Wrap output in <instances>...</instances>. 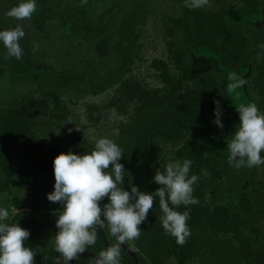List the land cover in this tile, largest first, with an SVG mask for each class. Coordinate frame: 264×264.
Instances as JSON below:
<instances>
[{"label": "trees", "instance_id": "1", "mask_svg": "<svg viewBox=\"0 0 264 264\" xmlns=\"http://www.w3.org/2000/svg\"><path fill=\"white\" fill-rule=\"evenodd\" d=\"M93 1L74 0L69 4L65 14L66 25L70 33L84 35L99 58H107L114 53L115 66L100 79L88 74L42 73L47 82L40 85L44 88L43 97L28 98L18 108L0 109V193L9 192L15 177L22 178L33 195L54 191V159L69 151L78 155L90 154L95 145L85 140L79 126L71 124H59L57 133L43 138L38 132L43 127L38 119L46 116L51 103L58 107L60 92L75 91L78 95L96 96L115 86L119 87L116 100H111L103 108L89 104L86 112L88 122L96 125L104 108H116L125 116L127 111L124 105H119L120 101L133 104L129 121L120 123L113 140L123 150L119 163L127 172L124 184L119 187L130 191L134 185L142 192L156 191L160 186L153 182V177L157 170L165 171L166 166H161V163L163 149L168 147L176 149L175 162L192 161L189 177L197 176L203 166L212 170L204 154L207 145L201 144L198 136L204 124L215 118L214 101L219 100L221 106L224 104V90L221 89L224 74L215 75L210 70L196 69L183 60L180 69L189 72L186 80L195 79V74L199 76L195 88L186 92L185 100L179 96V80L169 90L166 89L170 78L165 73L162 79V90H165L146 89L141 82L127 76L132 72L136 54V29L144 24L151 0H97L98 3L104 1L106 8L101 14L90 16L88 10ZM166 1L181 6L183 14L175 21V26L181 28L189 52L204 46L217 55L223 69L240 77L243 65L250 68L245 79L246 95L264 114V48L260 47L264 45V25L257 27L253 22L259 14L264 17V0H209L208 5L198 9L186 7L185 0ZM11 2L15 7L24 0ZM35 3L36 11L30 21L41 27L55 18L56 10L53 13L52 8L58 9L60 0H35ZM248 16L250 21L245 19ZM6 29V22L0 17V31ZM153 65L158 68L160 63L153 62ZM234 94L239 95L240 90ZM239 123L238 113L230 118L213 141L212 148L220 157L229 155L227 141L232 139ZM14 156L18 158L17 162L13 160ZM261 156L264 158V151ZM260 167L264 168V165ZM138 168L153 174L149 186L131 182L130 174ZM105 171L111 172V167ZM41 175L44 178L38 182ZM222 175L226 180L223 195L232 202L212 206L197 203L175 209L189 213L187 225L191 234L183 245H178L174 237L165 233L160 221L159 198L154 196L147 219L139 225V238L131 240L137 250L134 254L138 264H183L204 254L210 257V264H264V228L261 226L264 193L252 182L247 166L236 168L228 164L220 171V178ZM247 182V191H242L241 186ZM107 203L109 200L105 197L101 207ZM40 210L37 202L32 205L33 212ZM61 210L46 214L43 221L31 220L27 214L17 215V224L23 223L24 229L29 226L30 237L25 241V247L35 254L34 264H63L55 250V236L59 231L56 220ZM105 239L109 245L117 243L107 223L103 229H97L95 244L88 246L85 253L70 263L95 264L93 261L99 253L107 249ZM120 254L122 264H135L122 248Z\"/></svg>", "mask_w": 264, "mask_h": 264}, {"label": "rangeland", "instance_id": "2", "mask_svg": "<svg viewBox=\"0 0 264 264\" xmlns=\"http://www.w3.org/2000/svg\"><path fill=\"white\" fill-rule=\"evenodd\" d=\"M80 1L86 3L88 0ZM72 2L74 0H60L59 8H52L53 13L56 10L55 18L47 21L41 27H36L30 19L17 21L7 17L4 13L13 7L12 2L11 0H0V17L6 22V30L20 24L26 33L25 37L19 41L23 49V56L19 60L14 57L5 59L7 50L3 42H0V109L18 108L28 98L43 97L44 88L41 86L47 82L42 73L88 74L94 79H100L115 66L114 53L107 58H99L94 53L92 43L87 42L84 35L70 33L66 25L65 14L68 9L67 6ZM148 6L144 24L136 29L138 34L136 54L132 72L127 77L141 82L146 89L162 90L164 86L162 79L165 73L170 78L166 89L169 90L179 80L181 84L179 96L181 100H185L186 92L195 88L199 76L195 74V79L186 80L189 72L180 69L183 60L199 70H210L215 75L223 73L224 79L221 89L224 90L225 101L222 104L223 115L221 119L225 127L230 118L238 114L236 107L241 104L253 103L246 95L245 85L239 88V95H235L234 92L230 95L226 91V86L229 82L228 75L232 72L223 69V66L218 63L217 55L204 46H198L191 52L187 50L183 32L180 27L175 26V21L180 19L183 14L179 4L166 0H151ZM105 8L106 3L104 1L98 3L97 0H94L88 11L90 16H95L101 14ZM245 19L250 21L249 16ZM253 22L255 26L260 27L262 22L260 14L253 19ZM34 42L38 45L35 51L33 50ZM114 42L115 40L112 41V44ZM256 60L259 59L256 58ZM153 62H159V67L153 65ZM249 74L250 68L243 65L241 78L246 79ZM118 88V86L112 87L96 96L78 95L75 91L60 92L58 107L51 103L46 116L38 119L39 123L43 125L38 129L40 136L47 138L51 134L57 133L58 125L62 123L79 126L84 133L85 140L93 145H96V142L101 138H108L113 141L117 136L120 123L129 121L133 104L127 105L120 101L119 105H124L127 111L125 116L119 114L116 108H104L101 119L96 125L88 122L86 107L89 104L105 107L111 100L117 99ZM50 101L53 102V100ZM215 118L204 124L198 136L200 143L207 145L204 154L212 170H208L206 166L201 168L197 175L198 180L193 185L194 191L192 193L199 203L210 204L211 206L232 202L231 199L229 200L223 195L226 189V180L223 175L221 178L219 176L220 171H223L229 164V155L225 158L220 157L212 148L213 141L222 129L213 122ZM175 150L173 147L163 149L161 166H166L170 162L175 163ZM13 160L17 162L18 158L14 156ZM249 174L254 185L264 193V168L260 166L251 167ZM152 177L153 174L143 168H138L130 174L131 182L143 187L152 183ZM43 178V175L39 176L38 182H41ZM248 187L249 183L247 182L241 186V190L247 191ZM52 192L42 191L33 195L26 182L20 177H15L11 182L9 192L0 193V208L7 209L9 212V216L4 222L10 225L17 224L18 214H27L31 220L43 221L46 214H52L55 210L63 207L60 203H53L48 200V194ZM214 193L215 197L213 196ZM36 202L41 210L33 212L32 205ZM19 226L23 228L25 225L19 223ZM261 226L264 228V219L261 221ZM25 228L30 230L28 225ZM125 244L130 250L137 252L131 240L126 241ZM119 264H122L121 254ZM183 264H210V257L204 254Z\"/></svg>", "mask_w": 264, "mask_h": 264}, {"label": "clouds", "instance_id": "3", "mask_svg": "<svg viewBox=\"0 0 264 264\" xmlns=\"http://www.w3.org/2000/svg\"><path fill=\"white\" fill-rule=\"evenodd\" d=\"M208 4L209 0H185V6L189 9L203 8ZM35 11V0H24L4 14L22 21L30 19ZM25 35L20 24L0 31V42L7 50L5 59L22 58L23 49L19 41ZM260 47L264 48V45ZM37 48L34 42L33 50ZM228 81L226 91L230 95L246 84V80L235 72L229 73ZM214 103L216 118L213 122L223 128V108L219 100ZM236 110L240 123L232 139L227 141L229 164L236 168L264 165L261 156L264 151V114L259 112L254 103L241 104ZM122 158L123 150L116 143L101 138L90 154L78 155L69 151L54 159V191L47 198L63 206L56 220L59 231L55 236V250L63 259V264H70L85 253L88 246L94 245L97 229H103L105 223L117 243L101 251L95 264H119L121 246L126 241L139 238V225L147 219L154 204V196L159 198L162 212L160 221L165 233L174 237L178 245H183L190 236L187 225L189 213H180L175 209L181 205L199 203L192 195L193 185L198 180L196 175L189 177L192 161L170 162L164 172L157 170L153 182L160 187L152 193H146L134 185L130 191L119 187L124 184L127 175L124 165L119 163ZM110 167L111 172H106ZM105 197L109 203L102 208L100 202ZM8 216V210L0 208V264H34L35 254L25 247V241L30 237L29 230L19 224L5 223Z\"/></svg>", "mask_w": 264, "mask_h": 264}, {"label": "water", "instance_id": "4", "mask_svg": "<svg viewBox=\"0 0 264 264\" xmlns=\"http://www.w3.org/2000/svg\"><path fill=\"white\" fill-rule=\"evenodd\" d=\"M102 219H104V217H102ZM98 230H100V229H98ZM117 242V241H116ZM105 243L107 244V248L110 246L109 244H108V242H107V240L105 239ZM121 248L127 253V254H129L132 258H133V260L135 261V264H138V261H137V257L135 256V252L134 251H132V250H130L128 247H126L124 244L121 246ZM71 264V263H70Z\"/></svg>", "mask_w": 264, "mask_h": 264}, {"label": "flooded vegetation", "instance_id": "5", "mask_svg": "<svg viewBox=\"0 0 264 264\" xmlns=\"http://www.w3.org/2000/svg\"><path fill=\"white\" fill-rule=\"evenodd\" d=\"M261 20H262V22H261V25H260V27L264 25V17H263V15H262V14H261ZM115 240H116V239H115Z\"/></svg>", "mask_w": 264, "mask_h": 264}]
</instances>
